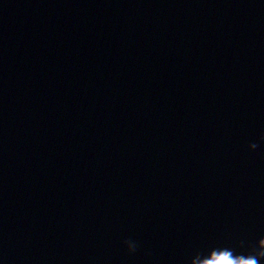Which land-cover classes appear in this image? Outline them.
<instances>
[{
    "label": "water",
    "instance_id": "obj_1",
    "mask_svg": "<svg viewBox=\"0 0 264 264\" xmlns=\"http://www.w3.org/2000/svg\"><path fill=\"white\" fill-rule=\"evenodd\" d=\"M264 0H0V264H264Z\"/></svg>",
    "mask_w": 264,
    "mask_h": 264
},
{
    "label": "clouds",
    "instance_id": "obj_2",
    "mask_svg": "<svg viewBox=\"0 0 264 264\" xmlns=\"http://www.w3.org/2000/svg\"><path fill=\"white\" fill-rule=\"evenodd\" d=\"M261 256H264V253H260ZM253 264H255V261H253Z\"/></svg>",
    "mask_w": 264,
    "mask_h": 264
}]
</instances>
